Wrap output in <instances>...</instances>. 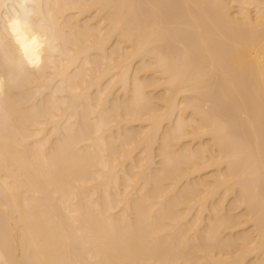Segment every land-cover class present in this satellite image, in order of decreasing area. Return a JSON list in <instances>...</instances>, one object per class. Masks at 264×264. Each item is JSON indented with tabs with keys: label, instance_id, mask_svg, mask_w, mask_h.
Wrapping results in <instances>:
<instances>
[{
	"label": "bare ground",
	"instance_id": "1",
	"mask_svg": "<svg viewBox=\"0 0 264 264\" xmlns=\"http://www.w3.org/2000/svg\"><path fill=\"white\" fill-rule=\"evenodd\" d=\"M0 264H264V0H0Z\"/></svg>",
	"mask_w": 264,
	"mask_h": 264
}]
</instances>
